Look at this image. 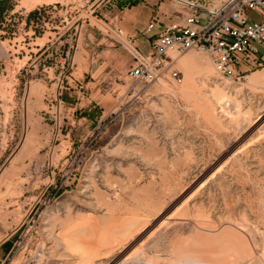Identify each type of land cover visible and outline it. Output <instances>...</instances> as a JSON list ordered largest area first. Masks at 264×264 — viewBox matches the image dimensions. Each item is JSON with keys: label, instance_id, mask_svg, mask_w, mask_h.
<instances>
[{"label": "rangeland", "instance_id": "374dc122", "mask_svg": "<svg viewBox=\"0 0 264 264\" xmlns=\"http://www.w3.org/2000/svg\"><path fill=\"white\" fill-rule=\"evenodd\" d=\"M114 1L0 0L4 264H264V67L132 78Z\"/></svg>", "mask_w": 264, "mask_h": 264}, {"label": "built area", "instance_id": "2783aa9c", "mask_svg": "<svg viewBox=\"0 0 264 264\" xmlns=\"http://www.w3.org/2000/svg\"><path fill=\"white\" fill-rule=\"evenodd\" d=\"M177 6L180 21L163 24L154 17L147 30L162 24L153 36L151 50L143 54L137 47L130 53L132 78L154 80L163 71L181 82L173 70L175 57L188 50L204 52L222 77L239 79L248 71L264 67V0H168ZM257 14L254 20L250 15ZM119 36L124 31L118 29Z\"/></svg>", "mask_w": 264, "mask_h": 264}, {"label": "crops", "instance_id": "0c3cea01", "mask_svg": "<svg viewBox=\"0 0 264 264\" xmlns=\"http://www.w3.org/2000/svg\"><path fill=\"white\" fill-rule=\"evenodd\" d=\"M177 11V6L168 0H115L111 4L109 17L103 24L100 23L99 55L119 56L134 47L148 54L153 36L162 28V24H157L154 30L148 31L149 23L154 17H159L163 24L180 21ZM118 29L124 31V36L118 35ZM13 234L0 229V264H4L15 246Z\"/></svg>", "mask_w": 264, "mask_h": 264}, {"label": "bare ground", "instance_id": "6f19581e", "mask_svg": "<svg viewBox=\"0 0 264 264\" xmlns=\"http://www.w3.org/2000/svg\"><path fill=\"white\" fill-rule=\"evenodd\" d=\"M180 56H182V54L181 55H178V56H176L175 57V61L180 57Z\"/></svg>", "mask_w": 264, "mask_h": 264}]
</instances>
